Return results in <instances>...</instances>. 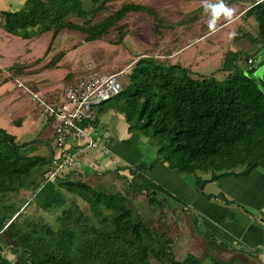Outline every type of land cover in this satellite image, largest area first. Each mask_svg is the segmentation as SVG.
I'll list each match as a JSON object with an SVG mask.
<instances>
[{
	"label": "trees",
	"instance_id": "trees-1",
	"mask_svg": "<svg viewBox=\"0 0 264 264\" xmlns=\"http://www.w3.org/2000/svg\"><path fill=\"white\" fill-rule=\"evenodd\" d=\"M110 1L90 0L88 7L83 0H26L19 11L0 12V27L25 40L49 33V46L64 30L81 32L85 42H91L116 28L121 44L126 35L122 33L125 24L120 23L130 13L146 11L158 17L143 4L127 3L95 22ZM262 5L264 0L246 11L259 24L258 37L246 34V38L251 45L258 42L264 48V10L254 12ZM75 18L83 23H75ZM246 57L254 60L252 54ZM158 59L141 57L129 85L113 99L129 131L158 146L155 161L132 172L167 164L179 174L195 176L196 191L204 199L230 203L223 196L206 194L205 186L224 177L246 178L264 169V92L245 75L246 68L240 67V51L227 54L222 69L229 74L224 81L214 75L198 77L181 65L165 67ZM20 69L15 64L7 70L15 75ZM36 142L20 144L0 128V264H149L151 257L164 264H203L192 254L176 259L174 240L136 219L121 193L96 189L68 175L58 177L56 186L87 203L91 215L71 201L54 227L21 221L23 211L12 202L13 196L30 191L38 201L50 170L51 157L34 154ZM200 172L211 176L202 179ZM145 194L152 206L163 202L155 191ZM6 248L16 256L14 262L4 255Z\"/></svg>",
	"mask_w": 264,
	"mask_h": 264
},
{
	"label": "crops",
	"instance_id": "crops-1",
	"mask_svg": "<svg viewBox=\"0 0 264 264\" xmlns=\"http://www.w3.org/2000/svg\"><path fill=\"white\" fill-rule=\"evenodd\" d=\"M25 2L26 0H0V12L19 11ZM3 32L5 31L0 27V128L13 135L20 144L37 141L33 145L34 154L44 155L43 152L50 150L51 158L62 156L56 145L52 122L32 101L30 95L16 87L15 81L20 80L33 92L54 101L63 97L67 87L90 75L82 77L83 75L75 70L60 74L62 68L74 67V63L70 59L73 50L58 47L59 36L52 46L47 42L40 54H36L31 47L14 53L10 48L17 42L16 39L11 38L9 34L5 36ZM28 40L27 46H30L33 39ZM4 44L10 47H3ZM15 64H19L21 69L13 75L12 71L7 69ZM74 74L78 75L76 82H73ZM112 101L99 107L97 128L99 140L103 146L108 147L110 154L101 150H85L76 141H70L65 149L74 158L72 164L60 173L61 177L68 175L71 180H81L108 193L117 191L126 197L128 203L134 204L133 208L128 204L130 208L138 209L135 205L139 202V208H146L153 216L155 207L168 206L170 211L174 210L171 209V204L167 203L169 198L177 207L186 210L181 226L183 225V230L188 236L191 233L197 234L199 229L221 244L216 246L218 249L232 253L231 261L226 263H237L242 258H245V262H253L242 252L235 250V246L255 250L257 257L264 261V169H257L246 178L230 176L206 184L205 192L208 185L215 186L214 193L206 194L223 196L230 203L204 199L196 191V184L188 174H179L167 164H159L149 171L143 169L133 173L132 171L143 163L150 164L155 161L158 146L151 143L149 138L131 133L124 114L117 110L118 103L113 104ZM146 144L152 145L150 162L145 160L143 146ZM124 181L136 188L133 191L130 188L125 189ZM150 190L155 191L160 199L167 197L162 205L150 206L145 194ZM39 194L44 204L41 206L46 210L65 196L63 190L52 181H47ZM177 207L175 211L178 213ZM162 211L163 217H166L167 210ZM256 211L260 216L254 214ZM163 222L166 221L162 220L161 223ZM196 236H191L190 241L201 239L206 246L203 251L207 252L206 254L213 251L204 236ZM184 244L187 249L186 256L196 253L198 248L195 244Z\"/></svg>",
	"mask_w": 264,
	"mask_h": 264
},
{
	"label": "rangeland",
	"instance_id": "rangeland-1",
	"mask_svg": "<svg viewBox=\"0 0 264 264\" xmlns=\"http://www.w3.org/2000/svg\"><path fill=\"white\" fill-rule=\"evenodd\" d=\"M83 1L86 6L89 7L91 5L90 0ZM255 1L257 0H111L106 9L99 13L95 22L110 16L127 3L143 4L149 9L155 10L158 13V17L155 18L146 11L130 13L120 23V25L125 24L122 33L126 35L121 44L118 43L119 34L116 28L111 29L109 34L101 40L91 42H85V37L81 32L64 30L59 35L58 47L73 50L70 59L73 61L74 67L68 68L66 66L62 68L60 74L75 70L84 77L91 74H111L124 69L123 73L118 77L123 88H125L130 83V75L135 69L138 60L141 57L151 58L155 56L161 57L157 61L163 64L162 66L181 65L191 68L198 77H210L214 75L217 80L224 81L229 74V72L222 69L227 54L240 51L242 60L239 62V65L242 68H247V64L251 61H246L248 59L246 55L252 54L255 56L256 51L262 48L258 42L256 45H251L246 38V34L257 38L259 33V24L256 17L246 14L249 8L259 3H255ZM263 10L264 5L255 8L254 12ZM73 21L77 24L83 23L82 19L75 18ZM3 33L5 36L9 34L7 32ZM9 35L17 41L10 48L14 53H18L21 49L23 52L26 48L31 47L36 54H40L45 48L46 43H50L51 38L49 33L35 36L31 40V45L27 46L29 40H24L12 34ZM238 35L239 37L235 40V37ZM3 47L9 48L10 46L8 47L7 44H4ZM76 74H74L73 82H76L78 78ZM111 103L116 104L118 102L117 100H113ZM117 110H119L118 106ZM151 147V144L143 146L146 162H150L151 160ZM43 154L49 157L50 150H46ZM188 175L194 183L195 176ZM198 175L202 179H209L211 176V174L202 172ZM56 182V180L52 181V183ZM124 186L125 189L130 188L132 191L136 188L134 185L130 187V183L127 181H124ZM63 192L65 195L64 199L51 204L48 210L44 209V206V208L41 206L44 204L40 194L38 201H35L36 195H32L30 191H23L14 195L12 202L23 211L21 221L31 220V222L46 223L53 227L55 226L57 217L61 215L62 210L71 201H76L84 214L91 215L90 207L87 203L74 194H68L66 191ZM110 192L113 194L119 193L117 191ZM206 192L214 193L215 186L208 185ZM161 198L163 199H160L158 195V199L164 202V198L167 197ZM167 199L169 200L167 203H170L171 209L174 208V210L170 211L168 206H154L156 212H154L153 216L146 208H139L141 205L137 202L135 206H138V209H133L135 218L143 220L153 231L165 233L169 238L173 239L172 250L175 258L178 260L186 257L187 249L184 244L186 243L196 245L198 249L192 255L199 258L203 264H215L213 260L218 259L221 263L229 264L226 262L231 261L232 253L218 249L216 247L218 245L214 244L215 241L213 239L210 241L209 238L211 237L203 231L197 229L199 232L196 233L207 239L206 241L213 248L212 252L210 251V253L206 254L207 252L203 251L206 247L203 240L196 239L195 241H190V237L195 238L197 234L191 233L188 236L185 230H183V225L181 226L182 219L187 213L186 210L184 211L182 208L177 207L169 198ZM128 204L130 207H134L133 203L130 202ZM147 207L149 208V206ZM176 207L178 213L175 211ZM162 208L165 212L167 210L166 217H163ZM254 214L256 216L259 214L260 216V213L257 211ZM162 220L166 222L161 223ZM257 223L259 222L257 221ZM171 228L173 229L171 230ZM234 249L242 252L243 255L248 257L249 261L252 260L253 262H245V258H242V260L240 259L237 263L233 264H254L255 262V264H264V261L257 257L258 254L255 250L245 246H235ZM4 255L13 262L16 259L10 248L4 250ZM149 264L164 263L151 257Z\"/></svg>",
	"mask_w": 264,
	"mask_h": 264
},
{
	"label": "built area",
	"instance_id": "built-area-1",
	"mask_svg": "<svg viewBox=\"0 0 264 264\" xmlns=\"http://www.w3.org/2000/svg\"><path fill=\"white\" fill-rule=\"evenodd\" d=\"M119 73L91 74L75 85L67 87L63 97L50 101L41 94L33 92L20 80L15 85L23 93L30 95L32 101L52 122L56 145L62 156L52 157L47 181H54L60 173L72 164L74 156L66 151L70 141H76L85 150H101L110 154L108 147L103 146L98 136V109L104 103L115 99L123 90Z\"/></svg>",
	"mask_w": 264,
	"mask_h": 264
},
{
	"label": "water",
	"instance_id": "water-1",
	"mask_svg": "<svg viewBox=\"0 0 264 264\" xmlns=\"http://www.w3.org/2000/svg\"><path fill=\"white\" fill-rule=\"evenodd\" d=\"M245 75L254 79L264 92V57L257 58L253 65L248 66L245 70Z\"/></svg>",
	"mask_w": 264,
	"mask_h": 264
},
{
	"label": "flooded vegetation",
	"instance_id": "flooded-vegetation-1",
	"mask_svg": "<svg viewBox=\"0 0 264 264\" xmlns=\"http://www.w3.org/2000/svg\"><path fill=\"white\" fill-rule=\"evenodd\" d=\"M259 57H264V48H261V49H259V50L256 51V54H255V56H254V60H252V61L250 62L251 65H253V64H254V61H255L257 58H259Z\"/></svg>",
	"mask_w": 264,
	"mask_h": 264
}]
</instances>
